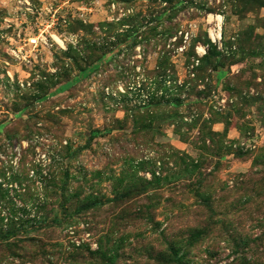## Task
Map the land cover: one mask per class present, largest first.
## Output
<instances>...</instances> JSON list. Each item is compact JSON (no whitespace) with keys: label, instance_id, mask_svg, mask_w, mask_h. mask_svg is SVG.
Segmentation results:
<instances>
[{"label":"rangeland","instance_id":"obj_1","mask_svg":"<svg viewBox=\"0 0 264 264\" xmlns=\"http://www.w3.org/2000/svg\"><path fill=\"white\" fill-rule=\"evenodd\" d=\"M0 264H264V0H0Z\"/></svg>","mask_w":264,"mask_h":264},{"label":"built area","instance_id":"obj_2","mask_svg":"<svg viewBox=\"0 0 264 264\" xmlns=\"http://www.w3.org/2000/svg\"><path fill=\"white\" fill-rule=\"evenodd\" d=\"M51 24L53 25V21H51ZM214 31V30H213ZM48 37V38H47ZM49 39L53 42L51 43ZM62 41V40H61ZM215 42V41H214ZM29 46L32 47L33 51H31L29 57L27 56V53L22 49V47H15L13 48V57L14 58H21L22 60L26 61L31 66L36 65L39 63L38 59V50H50V48L53 46V44L58 45L59 47H62L58 43H56L51 35H43V32L40 31L36 36L28 40ZM31 56V57H30ZM28 57V59H27Z\"/></svg>","mask_w":264,"mask_h":264},{"label":"trees","instance_id":"obj_3","mask_svg":"<svg viewBox=\"0 0 264 264\" xmlns=\"http://www.w3.org/2000/svg\"><path fill=\"white\" fill-rule=\"evenodd\" d=\"M67 86H69V84H67ZM12 232H14V228L11 231H7V233H3V236L5 237L8 234H11Z\"/></svg>","mask_w":264,"mask_h":264},{"label":"bare ground","instance_id":"obj_4","mask_svg":"<svg viewBox=\"0 0 264 264\" xmlns=\"http://www.w3.org/2000/svg\"><path fill=\"white\" fill-rule=\"evenodd\" d=\"M216 20H217L218 22H220V21H219V17H217ZM216 35H217V33H216ZM53 39H54L57 43H60V41H59L56 37H53Z\"/></svg>","mask_w":264,"mask_h":264}]
</instances>
